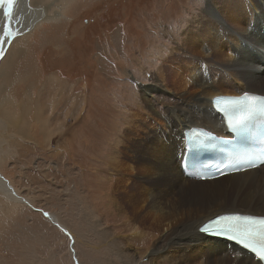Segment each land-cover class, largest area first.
I'll use <instances>...</instances> for the list:
<instances>
[{
    "label": "rangeland",
    "instance_id": "1",
    "mask_svg": "<svg viewBox=\"0 0 264 264\" xmlns=\"http://www.w3.org/2000/svg\"><path fill=\"white\" fill-rule=\"evenodd\" d=\"M209 1L30 0L43 16L13 39L0 61V170L31 205L0 190V264H122L89 228L82 198L148 262L160 234L137 236L141 226L118 211L112 158L136 117L150 116L151 110L142 112L143 88L161 78L173 87L179 66L189 72L192 55L203 56L187 49L183 36L197 31V45L210 43V29L222 30V18L216 25L207 20L206 32L195 29L193 21L209 16ZM212 52L205 59L221 61ZM209 72L218 75L211 66ZM219 81L228 89L233 83ZM164 90L153 97L163 115L179 102ZM119 182L121 190L126 182ZM234 195L231 190L225 203L232 205Z\"/></svg>",
    "mask_w": 264,
    "mask_h": 264
},
{
    "label": "bare ground",
    "instance_id": "2",
    "mask_svg": "<svg viewBox=\"0 0 264 264\" xmlns=\"http://www.w3.org/2000/svg\"><path fill=\"white\" fill-rule=\"evenodd\" d=\"M237 1L242 4L241 10L231 0L208 2L206 15L209 16L193 21L195 29L205 31L207 20H213L216 25L222 18L223 31L210 29V43L202 40L197 45L192 44L195 37L198 39L197 31L195 36H183L186 48L198 50L203 56L199 59L192 55L186 62L189 72L185 65L183 68L179 66L178 83L174 82L173 87L167 86L161 78L152 86L143 88L142 99L146 107L142 108V112L151 110L150 116L143 118L137 115L138 122L125 132L127 138L116 147L112 156L113 164H118L114 166L119 175L118 181L112 190L118 211L141 226L142 230L135 233L137 236L142 237L146 230L160 234L146 264H162L164 259L173 264H261L239 246L202 234L197 229L220 213L264 216V166L204 181L188 179L183 172L187 129L203 127L228 136L223 119L213 108L212 98L215 95H237L245 91L264 94L260 89L250 88L264 84V0ZM39 16L30 0H12L0 5V42H3L0 57L7 43L9 47L16 36L25 35ZM230 28L233 29L228 33ZM218 35L225 40L221 41ZM226 47H229L230 54L226 52ZM212 50L221 61L205 59L211 57L207 54ZM210 66L218 73L217 79L210 74ZM219 80L233 83L228 89ZM162 87L179 100L164 115L157 111L153 102L154 94L162 91ZM193 110L197 111V115ZM202 122L208 124H200ZM181 127L184 128L181 130ZM119 179L126 182L121 190ZM0 190L11 199L31 205L28 199L29 203L20 199L25 198L20 194L15 197L2 179ZM231 190L235 195L232 205H229L225 202H229L227 198ZM84 200L81 199L84 219L102 243L111 248L122 264H144L139 247L133 245L126 234L121 235L108 226L93 205L87 206ZM46 216L70 234L57 215L46 212Z\"/></svg>",
    "mask_w": 264,
    "mask_h": 264
},
{
    "label": "snow or ice",
    "instance_id": "3",
    "mask_svg": "<svg viewBox=\"0 0 264 264\" xmlns=\"http://www.w3.org/2000/svg\"><path fill=\"white\" fill-rule=\"evenodd\" d=\"M6 2H7V3H11L12 0H0V5H3V4L6 3ZM5 15L8 16L9 14L6 12ZM2 43H3V42H0V47H2ZM239 123H240V124H243V123H244V120H240ZM217 223H218V221H217ZM198 230H199V231H202V232H204L205 234H208V235H219V234H221L222 232L226 231L225 229H219V230L214 229V227H213V222H211V221L208 222V223H206L204 226L198 228ZM244 247L247 248L248 245L245 244ZM251 251H252L253 253H255L256 250L253 248V249H251ZM260 259H261V260H264V255H262V256L260 257Z\"/></svg>",
    "mask_w": 264,
    "mask_h": 264
},
{
    "label": "water",
    "instance_id": "4",
    "mask_svg": "<svg viewBox=\"0 0 264 264\" xmlns=\"http://www.w3.org/2000/svg\"><path fill=\"white\" fill-rule=\"evenodd\" d=\"M5 37H6V36H5ZM7 49H8V43H7V46L5 47V49L3 50L4 53H3V56L0 57V59H2V57H4V55H5L6 52H7ZM0 179H2L4 182H6L7 187L10 189V191L13 193V195H14L15 197H19V193L17 192V190H15L13 184L10 183L9 179L6 178L5 175H4L3 173H1V172H0ZM20 199H22L23 201L29 203L28 200L25 199V198H20Z\"/></svg>",
    "mask_w": 264,
    "mask_h": 264
},
{
    "label": "trees",
    "instance_id": "5",
    "mask_svg": "<svg viewBox=\"0 0 264 264\" xmlns=\"http://www.w3.org/2000/svg\"><path fill=\"white\" fill-rule=\"evenodd\" d=\"M260 86L255 87V89H259Z\"/></svg>",
    "mask_w": 264,
    "mask_h": 264
},
{
    "label": "crops",
    "instance_id": "6",
    "mask_svg": "<svg viewBox=\"0 0 264 264\" xmlns=\"http://www.w3.org/2000/svg\"><path fill=\"white\" fill-rule=\"evenodd\" d=\"M32 207H34V206H32ZM38 210V209H37ZM59 218V217H58ZM60 219V218H59Z\"/></svg>",
    "mask_w": 264,
    "mask_h": 264
}]
</instances>
